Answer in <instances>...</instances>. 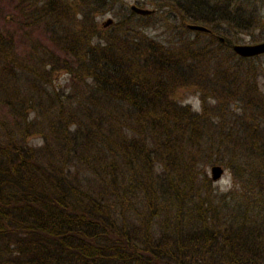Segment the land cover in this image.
I'll list each match as a JSON object with an SVG mask.
<instances>
[{
	"label": "trees",
	"instance_id": "1",
	"mask_svg": "<svg viewBox=\"0 0 264 264\" xmlns=\"http://www.w3.org/2000/svg\"><path fill=\"white\" fill-rule=\"evenodd\" d=\"M147 1L146 14L14 2L24 31H0V264H264V53L231 50L234 35L264 39V0ZM105 12L115 20L99 25ZM157 14L171 37L146 31Z\"/></svg>",
	"mask_w": 264,
	"mask_h": 264
},
{
	"label": "rangeland",
	"instance_id": "2",
	"mask_svg": "<svg viewBox=\"0 0 264 264\" xmlns=\"http://www.w3.org/2000/svg\"><path fill=\"white\" fill-rule=\"evenodd\" d=\"M15 1L16 0H0V31L5 30L8 32H12L15 35V38H17V35H19V33L21 32L23 33L24 30L22 28V25L19 24V19H20L19 16H18L19 18L17 17L18 26L16 22L13 20V18L16 19L15 18L16 9H14ZM132 3L138 6H141V7L152 8V5L147 0H119L118 4L123 5L125 8H129V5ZM106 17H110L111 21L115 20L112 13L105 12L103 14H99L96 16V20L98 24L102 25V22L105 20ZM162 18H163L162 15L157 14V17L154 23L149 25L146 31L151 35L160 34L159 36L164 37L167 34L166 37H171L170 35L171 31L168 30V27L166 25H164V19ZM32 35L44 42V39H42V35H40V33L33 32ZM232 39L234 43H251V42H256V41L261 40V39H258L254 33H250V32L248 33L245 32V33H240L238 35H234ZM23 47L24 45L19 41L17 43L18 51L23 52L24 50ZM63 76L64 75H61V74L59 75L60 83H64ZM179 99L182 103L189 104L192 109L198 110L200 108L199 97L197 93H195L194 91H185L181 93L179 96ZM209 166L210 165H207L205 167V170L208 175H209ZM213 184L217 185L222 190L227 188L230 185V177H229L228 171L225 168H223V172L221 173V175L216 180H213Z\"/></svg>",
	"mask_w": 264,
	"mask_h": 264
},
{
	"label": "water",
	"instance_id": "3",
	"mask_svg": "<svg viewBox=\"0 0 264 264\" xmlns=\"http://www.w3.org/2000/svg\"><path fill=\"white\" fill-rule=\"evenodd\" d=\"M130 9L137 13L146 14L153 11L152 8L141 7L136 4H130ZM111 22L110 17H106L102 22L105 26ZM186 26L190 29L208 31V28L199 23H187ZM231 50L239 56L248 57L264 53V39L251 43H232ZM223 172V167L219 164H212L209 166V176L212 180H216Z\"/></svg>",
	"mask_w": 264,
	"mask_h": 264
}]
</instances>
